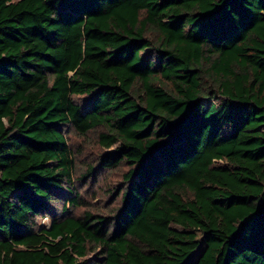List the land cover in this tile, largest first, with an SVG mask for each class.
Returning <instances> with one entry per match:
<instances>
[{
  "label": "trees",
  "instance_id": "obj_1",
  "mask_svg": "<svg viewBox=\"0 0 264 264\" xmlns=\"http://www.w3.org/2000/svg\"><path fill=\"white\" fill-rule=\"evenodd\" d=\"M0 264H264V0H0Z\"/></svg>",
  "mask_w": 264,
  "mask_h": 264
},
{
  "label": "rangeland",
  "instance_id": "obj_2",
  "mask_svg": "<svg viewBox=\"0 0 264 264\" xmlns=\"http://www.w3.org/2000/svg\"><path fill=\"white\" fill-rule=\"evenodd\" d=\"M79 103L81 99L74 98ZM101 129H94L86 136L78 135L70 126L63 130L67 144L71 148L74 156V170L72 173L73 192L79 196L76 206H68L66 211H62V201L54 202L49 207L51 216H60L62 212L68 216H79L83 211H90L99 214H109L116 205L114 191L122 181V173L126 171L125 166H120L110 170H102L97 167L98 155L102 148L98 144V133ZM92 166L94 172L87 175L88 168ZM39 226L48 227L50 218L41 217L36 220Z\"/></svg>",
  "mask_w": 264,
  "mask_h": 264
}]
</instances>
